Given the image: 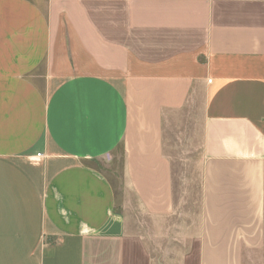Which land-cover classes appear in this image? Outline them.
I'll return each mask as SVG.
<instances>
[{
  "label": "crops",
  "instance_id": "obj_1",
  "mask_svg": "<svg viewBox=\"0 0 264 264\" xmlns=\"http://www.w3.org/2000/svg\"><path fill=\"white\" fill-rule=\"evenodd\" d=\"M193 108L196 264H264V0H0V264H164L132 211L179 213Z\"/></svg>",
  "mask_w": 264,
  "mask_h": 264
},
{
  "label": "rangeland",
  "instance_id": "obj_2",
  "mask_svg": "<svg viewBox=\"0 0 264 264\" xmlns=\"http://www.w3.org/2000/svg\"><path fill=\"white\" fill-rule=\"evenodd\" d=\"M199 117V109L193 108V111L186 109L177 119V123L170 127L171 132H168L172 136L167 152L173 163L176 210L179 213L158 229L156 225L151 224L150 219L142 215L140 210L133 209L132 211L134 221L138 223L137 220H139L142 224L138 223V227H133L134 232L140 233L147 227L151 229V235L146 234L148 229H145L143 234L146 236L145 239L150 246L154 260L163 261L164 264H196L197 260V243L192 239L195 238L194 233L200 212ZM121 162V149L117 148L96 164L115 189L117 207L122 202L118 175ZM179 233L184 234L186 240L180 242Z\"/></svg>",
  "mask_w": 264,
  "mask_h": 264
},
{
  "label": "built area",
  "instance_id": "obj_3",
  "mask_svg": "<svg viewBox=\"0 0 264 264\" xmlns=\"http://www.w3.org/2000/svg\"><path fill=\"white\" fill-rule=\"evenodd\" d=\"M38 156H40V155H38Z\"/></svg>",
  "mask_w": 264,
  "mask_h": 264
}]
</instances>
